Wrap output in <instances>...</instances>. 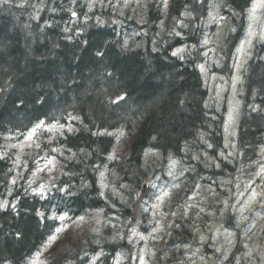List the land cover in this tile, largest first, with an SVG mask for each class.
Returning <instances> with one entry per match:
<instances>
[{
	"label": "trees",
	"instance_id": "16d2710c",
	"mask_svg": "<svg viewBox=\"0 0 264 264\" xmlns=\"http://www.w3.org/2000/svg\"><path fill=\"white\" fill-rule=\"evenodd\" d=\"M252 1L0 0V264H26L61 216L69 226L43 248L44 264H134L123 228L141 187L162 182L169 160L207 151L206 141L210 156L222 147L227 110L206 106L198 68L206 18L214 8L228 16L215 48L230 80ZM238 99L231 169L251 168L264 145V41ZM43 122L73 130L22 147ZM54 156L52 176L35 179L37 162ZM186 232L172 228V244Z\"/></svg>",
	"mask_w": 264,
	"mask_h": 264
},
{
	"label": "rangeland",
	"instance_id": "374dc122",
	"mask_svg": "<svg viewBox=\"0 0 264 264\" xmlns=\"http://www.w3.org/2000/svg\"><path fill=\"white\" fill-rule=\"evenodd\" d=\"M216 12L214 8L211 15L206 18L207 32L200 42L204 57L199 62L198 68L209 89L206 106L216 108L224 106L227 110L224 127L225 148L219 150L218 155L230 161L235 154L232 137L241 109L238 94L242 72L249 59L253 41L264 35V0H254L248 10L245 36L233 53L230 80L216 69L220 68L221 62L220 50L216 49L215 45L218 46L222 41L223 26L228 23V16L223 17L226 19L224 21ZM177 52L174 51L173 55ZM56 128L67 132L73 130L71 125L60 128L41 123L24 136L26 138L22 147L38 142V136H44V131H53ZM61 152L56 151L55 154L61 156ZM191 159L193 164L189 166L193 169H189V172L195 174L194 169H199L201 172L192 193L185 199L183 220L191 214L200 220L195 230L192 229L196 245L181 247L171 242V230L175 226L177 210L174 206L167 205V201L170 199L169 187L178 179L179 168L178 161L171 159L165 170L169 181L154 185L155 190L143 206L147 220L143 228L135 229L129 235L128 240L133 245L132 262L134 264H264V145L258 149V156L251 168L243 166L233 172L226 171L228 177L221 176L217 180L202 171L211 164L218 168L221 162L217 157L196 151L191 153ZM57 160L54 156L41 163L37 162L38 169L34 178L37 180L50 178L55 172L54 161ZM185 173L186 170L183 171V175ZM44 187L46 186L43 184L39 185V188ZM225 213L234 215L233 223L240 230V246L232 258L230 254L236 248L238 239L233 229L226 231L224 224H220ZM58 221L61 223L63 218L60 217ZM95 221L99 222L96 218ZM65 228L66 226H62L56 232L47 247L61 237ZM44 263L45 254L44 251H40L26 264Z\"/></svg>",
	"mask_w": 264,
	"mask_h": 264
},
{
	"label": "water",
	"instance_id": "95a60500",
	"mask_svg": "<svg viewBox=\"0 0 264 264\" xmlns=\"http://www.w3.org/2000/svg\"><path fill=\"white\" fill-rule=\"evenodd\" d=\"M144 194V190L142 191L141 196L139 197L138 201L135 203V206H133V213L131 216V225L136 224L138 222V203L141 200V198L143 197Z\"/></svg>",
	"mask_w": 264,
	"mask_h": 264
},
{
	"label": "snow or ice",
	"instance_id": "6c2138e0",
	"mask_svg": "<svg viewBox=\"0 0 264 264\" xmlns=\"http://www.w3.org/2000/svg\"><path fill=\"white\" fill-rule=\"evenodd\" d=\"M174 55H175V53H174Z\"/></svg>",
	"mask_w": 264,
	"mask_h": 264
},
{
	"label": "bare ground",
	"instance_id": "6f19581e",
	"mask_svg": "<svg viewBox=\"0 0 264 264\" xmlns=\"http://www.w3.org/2000/svg\"><path fill=\"white\" fill-rule=\"evenodd\" d=\"M253 54V53H252Z\"/></svg>",
	"mask_w": 264,
	"mask_h": 264
}]
</instances>
